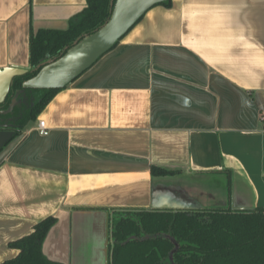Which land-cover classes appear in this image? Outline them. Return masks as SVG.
<instances>
[{"label": "crops", "instance_id": "obj_1", "mask_svg": "<svg viewBox=\"0 0 264 264\" xmlns=\"http://www.w3.org/2000/svg\"><path fill=\"white\" fill-rule=\"evenodd\" d=\"M86 6L0 0V69ZM168 204L264 209V0L156 4L60 88L0 151V263L53 216L48 259L109 264L113 218Z\"/></svg>", "mask_w": 264, "mask_h": 264}, {"label": "trees", "instance_id": "obj_2", "mask_svg": "<svg viewBox=\"0 0 264 264\" xmlns=\"http://www.w3.org/2000/svg\"><path fill=\"white\" fill-rule=\"evenodd\" d=\"M170 3L167 0L161 4ZM109 4L110 0H87V6L66 30L37 32L30 39L31 66L45 57H60L75 40L96 31L110 16ZM37 71L30 70L13 79L0 109L8 108L14 92L22 89V83ZM59 89H24L29 102L0 115L1 122L15 131L14 136L20 134ZM150 171L153 176L176 173L156 166H151ZM135 215L113 221L109 264H264L262 208L152 210ZM54 223L53 216L46 217L35 223L29 234L11 241L9 245L18 253L0 264H63L42 252V243Z\"/></svg>", "mask_w": 264, "mask_h": 264}, {"label": "water", "instance_id": "obj_3", "mask_svg": "<svg viewBox=\"0 0 264 264\" xmlns=\"http://www.w3.org/2000/svg\"><path fill=\"white\" fill-rule=\"evenodd\" d=\"M167 0H110V16L106 22L91 34L73 42L58 58L42 59L35 67L7 66L0 69V103L4 102L13 79L30 70H38L22 83L24 89H59L69 85L76 77L91 67L104 53L109 51L156 4ZM20 99H12L8 108L0 110V115L10 113ZM0 119V151L14 137L15 131L7 129ZM153 209L184 210V206L168 204L152 205Z\"/></svg>", "mask_w": 264, "mask_h": 264}, {"label": "flooded vegetation", "instance_id": "obj_4", "mask_svg": "<svg viewBox=\"0 0 264 264\" xmlns=\"http://www.w3.org/2000/svg\"><path fill=\"white\" fill-rule=\"evenodd\" d=\"M13 96H14V99H17V100L20 99V102L18 104H16L15 106L20 107V106L25 105L29 102V100H27V98H26V93H24L22 89H19L16 92H14ZM0 110H3V109H0ZM6 125H8V124L6 123ZM7 129H11V127H7ZM171 211H176V210H171ZM135 214L126 213V214H122V215H117L113 218V221L121 219V218H126V217L135 218L136 217ZM113 221H112V223H113ZM111 229H112V224H111ZM110 236H111V231H110ZM111 245H112V236H111L110 247H111Z\"/></svg>", "mask_w": 264, "mask_h": 264}, {"label": "built area", "instance_id": "obj_5", "mask_svg": "<svg viewBox=\"0 0 264 264\" xmlns=\"http://www.w3.org/2000/svg\"><path fill=\"white\" fill-rule=\"evenodd\" d=\"M37 130H38L40 135H47L48 134V128L42 119L38 120V122H37Z\"/></svg>", "mask_w": 264, "mask_h": 264}]
</instances>
